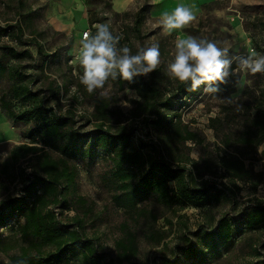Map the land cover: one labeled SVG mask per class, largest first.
<instances>
[{
	"label": "rangeland",
	"instance_id": "obj_1",
	"mask_svg": "<svg viewBox=\"0 0 264 264\" xmlns=\"http://www.w3.org/2000/svg\"><path fill=\"white\" fill-rule=\"evenodd\" d=\"M20 1L0 0V60L5 64L13 63L3 56L4 45L15 46L20 51L29 49L34 57L23 64L26 73L34 79L31 87L41 92L57 114L70 118V128L83 134V153L69 162L77 172L76 183L66 196L70 207L55 206L57 217L71 228L77 219L82 220L84 236L92 239L98 252L108 257L118 256L116 240L125 231H132L137 236L139 248L132 261L137 264H164L167 259H176L178 264H200L193 258H184L181 248L186 245L185 235L191 237L202 224L214 226L223 214L233 211L232 203L221 201L207 208L188 206L175 210L176 207H167L158 201L154 194L139 206L152 216L134 213L115 203L112 179L115 163L104 147L93 149L91 146L97 128L93 113L100 90L89 93L84 85L81 87L80 41L86 30L90 29L93 34L95 25L109 23L114 33L128 31L131 34L129 42L136 47L146 48L154 42L165 44V50H160V83L166 96H172L174 104L173 110L164 114L168 118L172 113L179 114L182 126L197 132L199 140L182 143L172 138L175 133L172 128L166 130L153 121L145 122L144 116L136 114L138 96L135 91L121 88L113 80L105 85L106 98L111 102V109L118 113L107 126L112 133H117L121 126L128 132L134 128L131 144L154 155L156 147L175 165L187 163L200 186L205 179L224 181L235 190L239 204L234 210L239 211L253 198L264 201V142L256 147L242 141L248 126L254 125L251 120L258 116V107L264 105V73L252 74L242 70L239 63L241 57L264 56V0H23L24 7ZM181 5L191 8L196 20L183 30L164 35L160 18ZM140 6L148 9L143 40L131 29L134 13ZM30 11L31 19L26 17ZM18 24L23 28L21 40L10 35L14 31L18 33ZM6 28L7 33L3 31ZM188 36L206 38L229 49L231 74L226 83L219 85L217 93H204L202 85L196 96L175 95L179 81L169 76L168 65L174 60L176 39ZM37 41L43 46V53L39 52ZM13 82L9 75L1 76L0 93L8 90ZM53 82L56 83L53 85ZM56 85L60 88L54 93L52 88ZM150 119L157 117L153 115ZM29 132V125L14 123L0 107V210L11 212L10 206L15 205L12 201L23 196L28 198L24 179L32 178L34 166L28 159L20 161L13 170L15 179H12L4 170V164L11 148L25 141ZM51 150L58 156L59 151ZM227 153L244 159L253 171L250 179L238 180L235 185L229 177L223 176L219 161ZM136 182L138 179L133 181ZM255 182H258L257 189ZM79 197L86 199L87 206L78 202ZM8 218L15 224L23 223L18 215ZM152 228L166 230L169 235L158 244L148 237ZM10 232L5 230L4 237ZM221 245L222 254L213 255L205 264H254L255 246L264 254V230L237 234L233 244ZM18 251V247L9 252L0 248V263H10L11 255Z\"/></svg>",
	"mask_w": 264,
	"mask_h": 264
},
{
	"label": "trees",
	"instance_id": "obj_2",
	"mask_svg": "<svg viewBox=\"0 0 264 264\" xmlns=\"http://www.w3.org/2000/svg\"><path fill=\"white\" fill-rule=\"evenodd\" d=\"M20 4L25 6L23 0ZM147 13V6H140L134 13L131 29L141 40L145 38L143 28ZM31 16L30 11L26 17L31 19ZM17 26L18 33L14 31L10 35L21 40L23 28L21 24ZM3 31L8 32L7 28ZM95 32L96 27L93 28L92 35ZM115 34L122 37L119 46L128 44L132 54H136L141 48L130 44L131 34L129 35L128 31L123 30ZM37 43L39 52L43 53V46L40 42ZM159 48L163 51L166 46L162 42ZM2 51L3 56L13 63L5 64L0 60V77L7 74L14 82L8 90L0 93V107L10 120L14 123H26L30 130L25 136V141L11 148L4 170L10 178L15 179L14 168L20 161L28 159L34 166V172L32 178L28 176L24 179L28 198L23 196L12 201L15 205L10 206L11 212L8 209L0 210V248L6 252L19 248L16 254L11 255L10 263L0 264H137L132 261L139 251L135 232L125 231L124 235L116 240L118 256L113 258L98 252L93 240L84 236L82 220L77 219L71 228L70 224L57 217L53 209L55 206L63 204V207H70L66 196L76 183L77 172L69 162L83 153V134L70 128V118L57 114L41 92L31 87L34 79L30 77L31 74L26 73L23 62L34 57L32 52L29 49L20 51L11 45L2 46ZM161 75L162 71L158 68L148 77H135L132 83L119 77L113 81L121 88L127 87L135 91L138 96L136 114L144 116L145 122L153 121L166 130L172 128L176 133H172V138H177L182 143L188 140L198 141V133L183 127L179 114L172 113L170 118L164 114L165 111L173 110L174 101L172 96H166L160 83ZM55 83L53 82V85ZM59 88L56 85L52 89L55 93ZM177 88L175 95L181 93L185 96H196L199 92L189 91V85L180 82ZM258 108V116L251 120L254 125L248 126V133L242 138L249 146L258 147L264 142V105L260 104ZM117 113L118 111L111 109L108 98H97L93 113L97 128L92 136L91 146L93 149L97 146L104 147L115 163L112 174L115 184L113 199L118 206L134 213L152 216L139 206L154 194L158 201L167 207H176L175 210L188 206L207 208L221 201L232 203L233 211L223 214L213 223L214 226L211 227L210 223L202 224L192 232L191 237L185 235L186 245L181 248L184 258H193L200 264L210 261L213 255H221V244H233L237 234L264 230L262 199L253 198L239 211L234 210L239 204L236 192L224 181L205 179L200 186L198 178L193 174V170L187 167V163L178 162L175 165L156 147L154 155L147 154L142 148L131 144L130 138L134 128L128 132L126 127L121 126L117 133H112L107 124ZM153 115L157 117L156 120L150 119ZM51 149L59 151L58 156H55ZM219 166L223 169V176L229 177L235 185L238 180L250 179L253 174L252 169L237 154L222 155ZM22 171L24 174L23 168ZM135 179H138L136 184L133 183ZM257 186L258 182H255V189ZM78 202L87 206L86 199L82 197H79ZM10 215L20 216L23 223L11 222L8 218ZM5 230L11 232L4 237ZM167 235L169 232L166 230L152 228L148 237L159 244ZM254 252L257 255L254 264H264V254L258 247L255 246ZM165 261L164 264H178L176 259Z\"/></svg>",
	"mask_w": 264,
	"mask_h": 264
},
{
	"label": "clouds",
	"instance_id": "obj_3",
	"mask_svg": "<svg viewBox=\"0 0 264 264\" xmlns=\"http://www.w3.org/2000/svg\"><path fill=\"white\" fill-rule=\"evenodd\" d=\"M196 14L189 7L177 6L172 13H165L159 21L164 35L170 36L175 30H183L196 20ZM94 35L83 34L79 48V64L83 69L80 82L89 93L99 91L106 98V83L118 77L132 83L137 76H147L161 64L158 43L139 48L132 54L128 46L120 47L121 35L115 34L109 23L95 25ZM229 49L221 48L206 38L188 36L177 38L174 60L168 65V74L180 83L189 85V91H197L203 85L204 93H217L219 85L227 82L231 74L232 61ZM242 70L252 74L264 73V56L241 57Z\"/></svg>",
	"mask_w": 264,
	"mask_h": 264
},
{
	"label": "built area",
	"instance_id": "obj_4",
	"mask_svg": "<svg viewBox=\"0 0 264 264\" xmlns=\"http://www.w3.org/2000/svg\"><path fill=\"white\" fill-rule=\"evenodd\" d=\"M90 31H91V30H90V29H88V30H86L85 32H89V33H90ZM85 32H84V33H85ZM84 33H83V34H84Z\"/></svg>",
	"mask_w": 264,
	"mask_h": 264
}]
</instances>
